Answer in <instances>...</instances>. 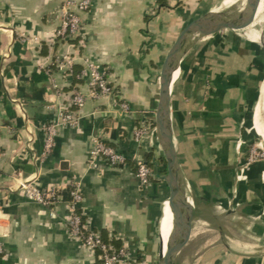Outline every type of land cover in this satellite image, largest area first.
Here are the masks:
<instances>
[{
	"label": "crops",
	"instance_id": "crops-1",
	"mask_svg": "<svg viewBox=\"0 0 264 264\" xmlns=\"http://www.w3.org/2000/svg\"><path fill=\"white\" fill-rule=\"evenodd\" d=\"M238 1L218 2L209 15L213 37L191 43V57L174 58L170 68L179 177L194 214L190 241L201 244L189 264H264V159L247 165L253 149H264L261 96L254 111L263 70L244 56L248 42L262 36L264 0L249 40L230 53L244 33L236 22ZM62 2L0 0V264L98 263L68 233L66 198L46 207L18 190L19 178L35 177L41 188L60 187L66 197L68 182L79 181L92 228L124 245L133 264H159L160 231L165 247L172 230L168 185L158 179L142 187L131 162L91 169L89 154L101 140L125 155L151 156L165 176L158 133L138 144L135 131L157 127L163 59L183 28L207 14L200 13L207 1L92 0L75 40L57 38ZM208 40L230 43L199 58L194 50ZM65 54L74 59L71 74L56 66ZM85 57L108 69L112 96H90L88 80L77 77ZM74 90L86 98L79 124L59 129L52 154L40 164L43 126L67 107Z\"/></svg>",
	"mask_w": 264,
	"mask_h": 264
},
{
	"label": "built area",
	"instance_id": "built-area-1",
	"mask_svg": "<svg viewBox=\"0 0 264 264\" xmlns=\"http://www.w3.org/2000/svg\"><path fill=\"white\" fill-rule=\"evenodd\" d=\"M92 0H63L61 5V24L57 31V38L61 40H75L79 38L83 29V15L88 12ZM84 68L77 75L79 79H87L90 86V96L98 99L102 96H112L113 89L110 86L107 75L108 69L92 58L85 57ZM56 66L59 71L67 74L73 73L74 59L65 54L56 59ZM86 102L84 94L74 90L69 97L67 107L58 116L43 126L45 134L43 150L36 157V161L43 163L53 152L56 146V138L59 129L62 127L76 128L79 124L78 110ZM122 108L129 111V106L123 104ZM158 133L154 125L142 124L135 131V140L138 144L144 140L147 134ZM264 159V149H253L247 161L251 165ZM105 162L113 168L127 166L133 163L135 176L142 187L151 186L155 180L160 179L155 169L150 163L138 153L125 155L101 140H95L94 146L89 154L88 166L91 169H98L99 163ZM37 177L33 179H18V190L23 196L32 202L46 207H54L66 198L69 206V216L66 227L73 240L80 242L98 260L96 264H133L127 248L124 245L116 246L112 241L103 239L102 234L94 230L88 221L84 219L82 210L84 195L81 183L77 180L68 182L67 197L60 187L41 188L37 182ZM4 254V249L0 246V255Z\"/></svg>",
	"mask_w": 264,
	"mask_h": 264
},
{
	"label": "water",
	"instance_id": "water-1",
	"mask_svg": "<svg viewBox=\"0 0 264 264\" xmlns=\"http://www.w3.org/2000/svg\"><path fill=\"white\" fill-rule=\"evenodd\" d=\"M244 4L237 10L236 22L244 29L241 40L232 48L230 53H234L247 40V31L251 29L256 19L260 0H244ZM210 12L193 20L186 25L179 33L177 39L168 49L161 66L160 91L156 110V126L159 135V142L166 162L165 176L157 175L166 182L169 188L168 204L171 210L172 230L168 236L166 248L161 237V251L159 264H178L180 256L187 248L193 231V208L185 196L182 183L180 181V166L174 137V122L172 117V93L173 78L171 75V64L174 58L191 57L189 42L191 38L200 36L203 38L213 37V24L209 20ZM234 27L237 30L239 27ZM202 39V38H199ZM261 44L264 48V31L261 37Z\"/></svg>",
	"mask_w": 264,
	"mask_h": 264
},
{
	"label": "rangeland",
	"instance_id": "rangeland-1",
	"mask_svg": "<svg viewBox=\"0 0 264 264\" xmlns=\"http://www.w3.org/2000/svg\"><path fill=\"white\" fill-rule=\"evenodd\" d=\"M206 1H207V3L202 5V12H200V13H204V12L208 13V12L213 11V9L217 6V3L222 1V0H206ZM244 3H245L244 0H239L238 5H237V10L239 8H241ZM203 15H205V13L199 14L195 18L201 17ZM257 30H258V32H260V35L263 34L264 25L259 27V29H257ZM261 37H260V40L259 39L250 40L248 42V47L246 48V50L244 52V56H245V58H247V61H246L247 64L249 62H251V63L254 62V64L260 65V69L263 70V82H262L261 87L258 91V98H257L256 103L254 104V111L256 110L257 104L260 100V96H261V92H262V86L264 85V49L262 48V45H261ZM199 38H203V37L196 36V37L191 38V40L189 42V46L191 43L197 44V41L199 40ZM229 43H230L229 41L208 40V41L204 42L205 47L198 48V49L194 50V52L197 54V56L199 58L206 59V58H209L212 54L223 50V48H225ZM182 66H183V64L181 65L180 70L182 69ZM249 67H251V66H249ZM176 83H177V81H176ZM176 83H175V85H176ZM261 136L263 137V140H264V134H262ZM200 245L201 244H199L197 242V240L192 239L190 241L189 245L187 246V248L185 249V251L180 256L178 264H189L191 261V257L193 256L194 252L199 247H201ZM157 262H159V261H157Z\"/></svg>",
	"mask_w": 264,
	"mask_h": 264
},
{
	"label": "bare ground",
	"instance_id": "bare-ground-1",
	"mask_svg": "<svg viewBox=\"0 0 264 264\" xmlns=\"http://www.w3.org/2000/svg\"><path fill=\"white\" fill-rule=\"evenodd\" d=\"M215 21L218 22V20H215ZM261 112L264 115V85L262 86V92H261ZM166 243H167V241H166Z\"/></svg>",
	"mask_w": 264,
	"mask_h": 264
},
{
	"label": "trees",
	"instance_id": "trees-1",
	"mask_svg": "<svg viewBox=\"0 0 264 264\" xmlns=\"http://www.w3.org/2000/svg\"><path fill=\"white\" fill-rule=\"evenodd\" d=\"M152 125H154V124H152ZM150 159H151V156H149V159L147 158V161H148L149 163H150ZM162 160H163V162L166 164V162H165L164 158H162ZM150 165L153 167V164H152V163H150ZM163 172H165V173H166V169H165ZM157 181H158V180H157ZM84 219H86V217H84ZM102 237H103V239H104V240H106V239L104 238V236H103V235H102ZM106 241H107V240H106ZM115 245H116V246H118V247L120 246L118 242H117V243H115Z\"/></svg>",
	"mask_w": 264,
	"mask_h": 264
}]
</instances>
